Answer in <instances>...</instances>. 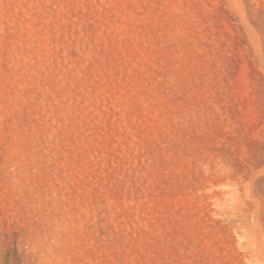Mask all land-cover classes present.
<instances>
[{"label":"rangeland","instance_id":"1","mask_svg":"<svg viewBox=\"0 0 264 264\" xmlns=\"http://www.w3.org/2000/svg\"><path fill=\"white\" fill-rule=\"evenodd\" d=\"M0 264H264V0H0Z\"/></svg>","mask_w":264,"mask_h":264}]
</instances>
